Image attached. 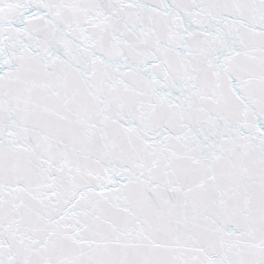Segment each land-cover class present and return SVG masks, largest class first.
<instances>
[{
	"label": "snow or ice",
	"instance_id": "obj_1",
	"mask_svg": "<svg viewBox=\"0 0 264 264\" xmlns=\"http://www.w3.org/2000/svg\"><path fill=\"white\" fill-rule=\"evenodd\" d=\"M0 264H264V0H0Z\"/></svg>",
	"mask_w": 264,
	"mask_h": 264
}]
</instances>
